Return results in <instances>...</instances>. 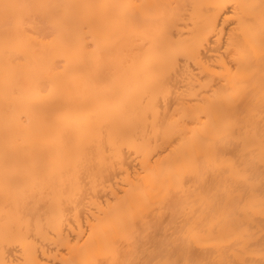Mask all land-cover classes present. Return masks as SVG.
<instances>
[{
  "label": "bare ground",
  "instance_id": "1",
  "mask_svg": "<svg viewBox=\"0 0 264 264\" xmlns=\"http://www.w3.org/2000/svg\"><path fill=\"white\" fill-rule=\"evenodd\" d=\"M8 2L39 3L45 5L65 4H110L136 5L152 7L145 10L144 24L134 29L129 17L131 9L120 7L110 9H65L69 19V28L78 38L75 17L104 16L103 25L91 26L93 36H102L99 49L94 51L86 45L92 43L91 37L81 41L78 47L77 66L80 78L72 85L68 96L63 95L64 80L57 81L56 102L49 101L41 105L47 113L68 115L70 110L80 107H96L102 115H107L112 122L113 134L102 143H97L90 154L87 165L77 162L78 150L93 139V131L86 123L65 129L63 121L60 127L44 130L43 137L33 146V131L39 121L34 120L31 129L18 124L14 112L28 106L27 91L23 98H18L20 89L16 87L18 79L25 85L28 80L39 74L40 65L45 57L26 56L25 63H9L5 56L3 28L0 27V259H7L10 264L22 261L54 259V252H63L61 238L79 235V227L87 226L91 209L99 203L105 206L115 204L129 187H136L132 181L144 184L146 191L137 193L136 198L151 205L163 203L167 197L159 186H152L145 178V169L155 171L161 183L173 171L178 160H183L190 152L191 145L203 135L205 116L201 113L210 111L214 117L215 131L223 133L228 127L229 99L239 100L242 104H251L257 111L260 106L259 75L254 82L233 88L218 74L223 66L220 58H227V35L232 28L219 13L209 10L211 4L222 0H8ZM259 4V0H229V3ZM55 12V9H48ZM222 37L216 39V31ZM208 33V35H205ZM211 36V39H209ZM203 37V42L201 41ZM49 55L60 49L49 46ZM102 57V60H98ZM211 66V67H209ZM69 74L72 67L68 69ZM167 77L168 95L161 96L159 106L153 110L149 98L160 92L159 82ZM126 85V86H122ZM247 92L241 100V93ZM99 94L101 103L91 100ZM88 98L89 103L78 105L76 101ZM62 104L63 109L58 105ZM156 125L155 131L146 138L138 129ZM178 124L181 137L165 136L161 126L174 129ZM70 134L75 138L72 145H66L61 136ZM254 134H260L257 124ZM181 139L184 141L181 143ZM120 140L125 146L119 155L111 149V143ZM150 141L151 151L145 153L142 142ZM9 144L21 149L19 159L26 164L39 165L47 160L51 170L42 176L36 191L43 202L37 210L27 206L23 184L6 197L3 190L5 177L4 151ZM207 148V145H200ZM140 147L141 150L137 151ZM171 154V155H169ZM71 160L63 171L56 167V162ZM15 168L13 163L12 169ZM12 169H10V174ZM254 175L259 187L261 168L259 155L254 162ZM193 194L190 198L171 207L179 216L185 210L200 207L208 210L205 201H197L196 182L188 185ZM136 213L140 212L135 208ZM156 216V213H152ZM170 218V214L168 215ZM164 220L165 217H160ZM15 226L10 233L13 241L20 243L9 245L7 256L4 255L5 228ZM260 217L257 211L254 229L257 236L260 230ZM73 229H76L75 231ZM30 239H24L29 237ZM61 259L63 256L61 255Z\"/></svg>",
  "mask_w": 264,
  "mask_h": 264
},
{
  "label": "snow or ice",
  "instance_id": "2",
  "mask_svg": "<svg viewBox=\"0 0 264 264\" xmlns=\"http://www.w3.org/2000/svg\"><path fill=\"white\" fill-rule=\"evenodd\" d=\"M120 7L131 9L129 17L132 26L138 29L146 20L145 10L152 6L45 5L0 0V27L4 32L7 61L22 65L26 56L45 57L38 75L31 77L26 85L20 79L16 82V87L20 89L18 98H23L25 90L28 97V106L14 112L16 121L28 129H31L34 120L39 121L40 126L33 131V146L43 137L45 129L59 128L60 121H63L65 129L86 123L94 135L89 143L78 150L77 162L87 165L97 143H102L106 137L111 139L112 122L96 107H78L70 110L68 115L56 116L43 111L41 105L61 99L53 95L59 79L63 78V95L68 96L72 85L80 78L76 56L80 42L91 37L92 43L86 46L92 48L95 45L93 50L97 51L102 39V36L92 35L91 26L103 25L104 16L75 17L77 38L69 28V19L64 10ZM207 7L219 13V18L226 23L231 21L229 26L232 31L226 33L228 56L218 60L223 65L218 74L233 88L254 82L258 74L259 110L251 104H242L230 98V123L223 133L215 131L214 117L210 111L201 113L206 117L200 126L203 135L193 142L185 158L176 162L164 182L161 183L155 171L145 169L148 183L164 190L167 199L163 203L151 205L137 199V193H143L146 189L143 183L132 181L136 187H129L115 204L105 206L101 202L91 209L88 224L79 227L77 237L61 238L63 252H54V259H30L21 264H264V0H259V4L222 0ZM215 35L217 40L222 39L218 28ZM49 46H55L60 51L49 55ZM98 60H102V57H98ZM70 66L72 72L69 74ZM159 87L160 92L148 101L153 110L159 106L161 96L167 98V77L159 82ZM247 95V92L241 93V100ZM101 102L99 94L91 100L93 104ZM76 103L83 105L89 100L85 98ZM58 106L63 109L62 104ZM257 124L260 127L258 136L254 134ZM181 126L178 124L174 129L161 126L159 130L165 136L179 139ZM155 129L153 123L152 128L144 126L138 132L143 131L148 138ZM61 139L66 145L75 142L70 134H63ZM200 145H207V148ZM125 146H132V143L125 145L120 140L111 143L115 155H119ZM142 148L149 153L150 141L142 142ZM140 150L138 147L137 151ZM20 151L18 147L5 145L3 190L6 197H10L17 184H23L26 207L39 210L43 202L36 189L41 177L46 176L52 166L47 160L38 166L26 164L19 159ZM257 154L261 168L259 187L253 171ZM70 163L71 160L59 161L56 167L63 171ZM193 181L198 184L196 200L205 201L210 207L208 210H201L200 207L186 209L178 216L171 203H183L190 198L193 194L188 185ZM135 208H139L140 212L136 213ZM257 211L261 224L259 236L254 229ZM152 213L157 215L153 216ZM15 231V226L5 228V256L10 244L21 242L10 238V233ZM24 239H30V236ZM0 264L10 262L0 259ZM11 264H15V261Z\"/></svg>",
  "mask_w": 264,
  "mask_h": 264
}]
</instances>
